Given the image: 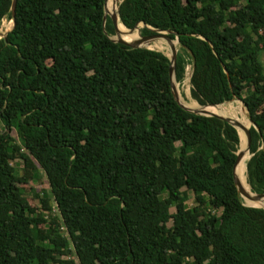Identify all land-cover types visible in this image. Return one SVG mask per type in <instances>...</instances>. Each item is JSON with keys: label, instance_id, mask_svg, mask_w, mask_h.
I'll use <instances>...</instances> for the list:
<instances>
[{"label": "trees", "instance_id": "16d2710c", "mask_svg": "<svg viewBox=\"0 0 264 264\" xmlns=\"http://www.w3.org/2000/svg\"><path fill=\"white\" fill-rule=\"evenodd\" d=\"M104 3L17 0L0 39V264H264V209L234 183L237 130L183 110L167 56L114 43ZM118 17L173 33L175 82L190 65L199 106L243 103L246 181L264 193V0H122ZM40 176L48 192L26 197Z\"/></svg>", "mask_w": 264, "mask_h": 264}, {"label": "water", "instance_id": "95a60500", "mask_svg": "<svg viewBox=\"0 0 264 264\" xmlns=\"http://www.w3.org/2000/svg\"><path fill=\"white\" fill-rule=\"evenodd\" d=\"M16 2H17V0H12L11 1V17H12V20H11L12 28H11V30L14 27L13 24H14V17H15ZM105 7H106V0H105V3H104V15H103L102 25L101 26L103 28L104 33H106L104 25H105V22H106L107 18L109 17L110 20H111L112 27H113L114 32H115V36H116L115 40L111 39L114 43L123 45L125 47L130 48V49L145 48V49H148V50H152V49L149 48V45L153 41L158 40V39H163V40L166 41V43L168 44V46L170 48V51H171L170 57H167L169 59L168 61H170L169 80H170V88H171V93H172L171 95L175 99L176 103H178V105L183 110H185V111H187V112H189L191 114H194V115L206 116V117H212V116L218 117L221 120H224V121L228 122L229 124H231L235 128V130H237L238 136H239V150L236 153V160H235L234 165H233V177H234L235 187L237 189V192H238L240 198L247 199L248 201H250V202H252L254 204H262V203H264V193H262V194H254L251 191H250L251 193H249V194L246 193L244 191L243 187H242V184L240 182L239 177L236 175V169L239 166V163H240L241 159L245 155V152L249 153L250 144H251V136H250L249 129L253 125V123H252L250 117L248 116V114H247V121L249 123V126H245L244 124H241L236 119L224 117L222 115H217V114H206L203 109L201 111H195V110H190V109L184 107L179 102V96H177L178 92H177V89H176V82H175V79H174V66H175V60H176V57H177V50H176L175 46L173 45V41L170 39V35H173V33L170 32V31L153 30L151 28L146 27V28L150 29L151 31H153L154 33L151 34V35H146V36H143V34L142 35L140 34L139 39L134 40V41H127V40H125L124 38H122L120 36V34L118 33V29L116 27L117 26V21L119 20L118 7H117L116 13H113V14L107 13ZM138 25H142L143 27L145 26L143 23H140ZM135 28H136V26H135ZM134 29L129 30V31L132 32ZM7 33L5 34V36H3L1 38V39L4 40V42H5V37H6ZM242 105H243V103H242ZM205 107H215V106H205ZM244 109L246 110L245 107H244ZM239 131L242 132V137H243V140H244V143H245V150L240 149L241 138H240ZM250 157L251 156H249V158ZM250 207H254V206H250ZM254 208H262V209H264V207L261 206V205L260 206H256Z\"/></svg>", "mask_w": 264, "mask_h": 264}, {"label": "rangeland", "instance_id": "374dc122", "mask_svg": "<svg viewBox=\"0 0 264 264\" xmlns=\"http://www.w3.org/2000/svg\"><path fill=\"white\" fill-rule=\"evenodd\" d=\"M122 0H119V2H121ZM119 4V3H118ZM10 22V21H9ZM8 21L4 20L3 25H1V28H0V39L5 36V34L7 32H9L11 29L9 28L8 29V24H9ZM142 25H140V29L142 28L141 27ZM12 28V26H11ZM115 35L111 37V39L115 40L116 38ZM175 43V48L176 50L178 51V43L176 42V40H174ZM152 50H156V51H159L161 53H163L165 56L167 57H170L171 55V51H170V48H167L166 50L164 51H160V50H157V49H152ZM261 63H263L264 65V57L261 58ZM188 75H189V81H188V84L186 83V80L188 78ZM190 76H191V66L188 65L186 67V70H185V76H184V79L182 81L181 84H178L176 83V89H177V96H179V102L180 104H182L184 107L190 109V110H195V111H198L200 110L201 108H204L202 106H199L198 104V107L197 108H190L188 107L187 105L188 104H193L192 101H194L191 96L189 95L190 94ZM188 86V87H187ZM221 106V110L219 112L220 115L224 116V117H228V118H232V119H235L234 117L237 116L238 118V121L241 123V124H244L246 125V121H247V112L246 110L244 109V106L242 105V103L238 100H233L232 102H227V103H224V104H221L219 105ZM245 113V114H244ZM246 117V118H245ZM246 120V121H245ZM249 126V125H248ZM249 155V153H248ZM250 156V155H249ZM12 166L15 168L16 171H18L19 169H21L22 167V161L21 160H16V161H13L12 163ZM245 175V174H244ZM24 195L28 198L31 197V192L32 191H36V192H39V191H46L48 192V185H47V182H46V179L44 176H40L39 180L38 181H35V182H32L30 183L29 185L27 186H23L22 188ZM184 190V189H183ZM49 195V193H48ZM193 194L191 192H187V202H186V205L188 208H191L193 205H194V197L192 196ZM243 200V204L246 205V206H259V205H251L249 203H247V199H244L242 198ZM247 200V201H246ZM252 203V202H251ZM254 204V203H253ZM170 212L171 213H174V209L171 208L170 209Z\"/></svg>", "mask_w": 264, "mask_h": 264}, {"label": "bare ground", "instance_id": "6f19581e", "mask_svg": "<svg viewBox=\"0 0 264 264\" xmlns=\"http://www.w3.org/2000/svg\"><path fill=\"white\" fill-rule=\"evenodd\" d=\"M108 1L109 0H106V7H105L106 8V12L109 13V14L116 13L117 7H118V3H120L119 0H111V2L109 3V6L107 8ZM11 24L12 23L10 21V24H8L9 25L8 29L9 28L11 29V26H12ZM116 27L118 29V33L120 34V36L122 38H124L125 40H127V41H134V40L139 39V37H140V27L139 26H138L137 29H135L132 32H130L128 29L123 27V25L118 20ZM114 38H116V37H114ZM173 45L175 46V43H173ZM149 48L150 49H157V50H160V51H164L167 48H169V46H168V44L166 43L165 40L158 39V40H155L152 43H150ZM188 81H189V75H188V78L186 80L187 84H188ZM192 103L193 104H188L187 106L190 107L191 109L192 108H194V109L197 108V106H198L197 103L195 101H192ZM202 109L205 111L206 114H217V115H220L219 112L221 110V106L205 107V108H201L198 111H201ZM234 118L236 120H238L237 116H235ZM248 125H249V123H248V121H246V125L245 126H248ZM239 134H240V138H241L240 149L245 150V143H244V140H243V137H242V132L239 131ZM248 158H249V155H248L247 152H245V155L243 156V158L241 159V161L239 163V166L237 167L236 175L239 177L244 191L249 194L251 192H250V187H249V185L247 184V181H246V164H245L247 162ZM247 203H249L251 205H259V206L261 205V206L264 207V203H262V204H253L250 201H247Z\"/></svg>", "mask_w": 264, "mask_h": 264}]
</instances>
